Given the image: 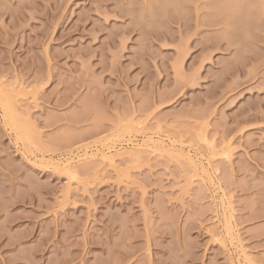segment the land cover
Segmentation results:
<instances>
[{"label":"rangeland","instance_id":"obj_1","mask_svg":"<svg viewBox=\"0 0 264 264\" xmlns=\"http://www.w3.org/2000/svg\"><path fill=\"white\" fill-rule=\"evenodd\" d=\"M0 264H264V0H0Z\"/></svg>","mask_w":264,"mask_h":264},{"label":"bare ground","instance_id":"obj_2","mask_svg":"<svg viewBox=\"0 0 264 264\" xmlns=\"http://www.w3.org/2000/svg\"><path fill=\"white\" fill-rule=\"evenodd\" d=\"M6 75V74H5ZM25 82V81H24ZM7 85V84H6ZM19 112V111H18ZM19 115V114H18Z\"/></svg>","mask_w":264,"mask_h":264}]
</instances>
